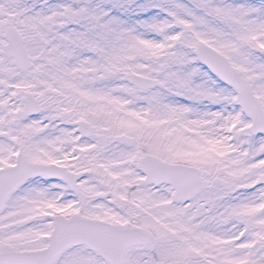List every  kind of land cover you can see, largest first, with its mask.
I'll return each instance as SVG.
<instances>
[{
	"label": "snow or ice",
	"instance_id": "1",
	"mask_svg": "<svg viewBox=\"0 0 264 264\" xmlns=\"http://www.w3.org/2000/svg\"><path fill=\"white\" fill-rule=\"evenodd\" d=\"M0 264H264V0H0Z\"/></svg>",
	"mask_w": 264,
	"mask_h": 264
}]
</instances>
